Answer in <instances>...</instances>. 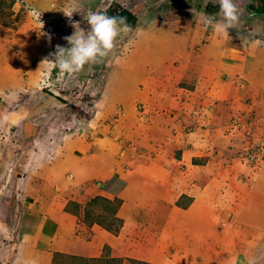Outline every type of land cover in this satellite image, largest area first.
I'll return each instance as SVG.
<instances>
[{"label":"rangeland","instance_id":"1","mask_svg":"<svg viewBox=\"0 0 264 264\" xmlns=\"http://www.w3.org/2000/svg\"><path fill=\"white\" fill-rule=\"evenodd\" d=\"M76 1L77 6L66 1L54 8L55 0H0V264L4 263L1 257L7 264L11 253L19 260L25 259L23 252L19 251L24 249L22 245L18 249L13 244H19L21 233L32 229L37 220L41 222L47 201L58 197L60 201L67 199L64 205L69 206V211L80 206L85 227L94 222L110 237L120 235L123 228V232L131 235L139 229L141 240L152 242V235L158 232L147 220L144 224L123 223L117 213L120 199L96 201L98 196L94 197L91 190L106 187V176H98L103 171L92 172L79 185L64 189L66 177L67 181L74 180V177L71 163H62L61 159L64 154L72 153L87 158L93 152L89 149L90 145L93 147L92 141H97L98 146H103L101 142L105 141L107 148L112 141L120 142L122 138L115 131L118 130L116 122L123 118L126 107L134 111L129 125L132 131L136 130L135 119L139 118V111L147 102L140 99L125 102L124 98L132 92L137 95L139 87L148 90L151 96L155 93L153 89L160 88L155 93L158 99L154 94L149 103H159L162 111L158 114L168 121L165 126L169 124L167 137H162L159 145L152 147L155 153L166 148L172 159L183 157L187 164L191 159L192 164L197 165L206 154H210L207 161L213 165L222 164L229 176L245 167L255 175L264 176V111L260 110L264 106V96L238 99L231 96L239 90L238 84L247 83L242 77L239 81L225 78L232 81L223 93L227 99L214 97L225 81L221 82L217 73L216 76L209 73V81L203 85L200 77L209 65L205 61L184 63L176 60L175 54L181 51V47L175 48L168 32H160L161 25L178 19H195V25L204 19V15L221 20L218 0ZM235 2L248 13V7L252 6L253 18H264L261 15L264 14V0ZM123 9L135 17V23L130 32L117 38L113 51L98 62L85 65L78 73H61L52 54L57 45L70 47L65 37L75 31L65 13L72 12L71 20L79 22L81 29L87 32L90 26L85 17L89 11L109 16ZM32 10L41 14V22L30 14ZM239 27L242 31L243 27ZM192 38L196 40L198 34L193 33ZM125 72L130 76L125 77ZM182 86H188V93L180 92ZM209 90L214 98L207 100L205 106L210 108L200 112L204 95ZM116 94H122L123 98L119 99V95L118 100L113 99ZM171 98L176 102L182 99L181 106L174 104ZM240 104L248 111L237 106ZM211 118L213 124L207 125L205 120ZM147 124L158 125L150 119ZM137 137L136 134H126L124 139L135 142ZM99 138L103 140L98 142ZM184 167L182 165L181 169ZM93 175L97 181L91 178ZM98 181L100 185L97 186ZM177 184L179 188L183 186ZM185 203L186 198L182 197L177 206H185ZM219 211L212 214L203 232L225 235L232 231L225 219L231 213L220 208ZM132 214L131 210L126 211V215ZM47 228L51 229L48 225ZM109 261V264H139L133 260ZM86 264L97 263L90 261Z\"/></svg>","mask_w":264,"mask_h":264},{"label":"crops","instance_id":"2","mask_svg":"<svg viewBox=\"0 0 264 264\" xmlns=\"http://www.w3.org/2000/svg\"><path fill=\"white\" fill-rule=\"evenodd\" d=\"M55 1L52 5L54 8L66 1L78 5L76 0ZM239 9L241 14L238 31H230L227 38H221L211 28L206 29L203 19L198 25H195V19H178L159 27L162 34L168 32L170 39L174 40L172 43L175 48L181 47V51L175 54L176 60L184 63L205 61L209 65L200 77L203 78L200 79L203 85L208 83L210 74L216 76L217 73L219 80L225 81L214 95L219 100L227 99L223 93L232 82L225 78L234 81L246 78L247 83L243 86L238 84L236 87L239 90L231 95L237 99L244 96H264V18H253L252 8H249L250 14L241 7ZM239 26L243 27L244 32L239 30ZM193 33L198 34L196 40L192 38ZM257 40L261 43L256 44ZM124 76L130 75L125 72ZM215 84L218 86V83ZM159 89L157 87L153 91L156 93ZM180 89L183 94L188 93V86ZM148 92L139 87L137 95L132 92L124 98L125 102L139 99L147 102L139 111V118L135 119L138 129L136 127V130H131L129 123L134 111L126 107L123 118L116 122L118 130L115 131L122 138L120 142L112 141V144L108 143L111 147L107 148L105 141L101 142L103 146L92 141L93 147L90 145L89 149L93 152L87 158H80L72 153L64 154L61 159L62 163H71L74 177L69 182L66 177L64 189L79 185L92 172L103 171L98 176H106V187L101 190L98 181L96 185L99 189L91 190L95 193L94 197H102L108 201L120 199L117 213L123 218V223L132 221L144 224L147 220L158 232L152 235V242L144 243L141 240L142 233L137 228L134 235L123 232V228L120 231L122 235L110 237L94 222L90 227H85L82 225L84 212L80 206L69 211V206H65L67 199L60 201L58 197L54 201H47L41 222H33L35 226L32 229L21 233V242L13 244L18 249L22 245L24 249L19 251L23 252L25 259L19 260L11 253L7 264H86L90 261L109 264L110 259H121L123 262L133 260L139 264H249L253 258L256 264H264V176L247 171V167L240 170L242 173L238 171L229 176L228 170L222 169V164L218 162L213 165L207 161L210 154H206L197 165L192 164L191 159L187 164L183 157L172 159L166 148L155 153L152 147L157 146L162 137H167L169 124L165 126L168 121L158 114L162 111L159 103H149L155 93L151 96ZM119 95L116 94L113 99H122L123 95ZM211 95L210 90L204 95L206 97L203 99V106L200 103V112L210 108L205 104L207 100L214 98ZM155 96L158 99L156 94ZM171 100L181 106L182 99L178 102L174 98ZM237 106L245 108L242 104ZM260 110L264 111V106ZM148 119L158 125L149 126ZM207 119V125L213 124V118ZM126 134H136L138 137L132 142L124 139ZM101 140L103 139L99 138L98 142ZM152 151L154 153L150 154ZM182 165L185 166L184 169H181ZM91 178L96 179L95 181L98 179L94 175ZM177 178L179 180L176 182ZM177 183L183 186L179 188ZM182 197L186 198L185 206H177ZM37 207L43 209L38 205ZM218 207L221 211L228 210L231 213L225 219L232 231L225 235L220 232H203L208 227L212 214L220 212ZM128 210L133 212L131 216L126 215ZM1 261L6 264L4 257H1Z\"/></svg>","mask_w":264,"mask_h":264},{"label":"clouds","instance_id":"3","mask_svg":"<svg viewBox=\"0 0 264 264\" xmlns=\"http://www.w3.org/2000/svg\"><path fill=\"white\" fill-rule=\"evenodd\" d=\"M218 15L222 18L216 20L213 16L204 15L203 24L205 28L212 31L221 38L229 37V29H237L240 23V9L235 0H218ZM40 22L41 14L37 10L30 13ZM71 26L75 29L71 36L65 37L70 47L56 46L54 64L61 73L72 75L83 70L85 65L93 64L106 57L115 47L117 38L123 33L131 31L123 17L108 16L103 12L89 11L85 17L90 30L81 29L79 22L72 21V12H66ZM261 41L257 40L256 44ZM44 62L53 63L48 60ZM249 264H256L255 258Z\"/></svg>","mask_w":264,"mask_h":264},{"label":"trees","instance_id":"4","mask_svg":"<svg viewBox=\"0 0 264 264\" xmlns=\"http://www.w3.org/2000/svg\"><path fill=\"white\" fill-rule=\"evenodd\" d=\"M249 8H253V7L249 6ZM256 12H258V11L256 10ZM109 16L123 17L125 19L126 23L130 26L133 25V23H135V17L126 9H123V10L116 12V13L113 12V13L109 14ZM104 200H106V199H104L102 197H96V201H104Z\"/></svg>","mask_w":264,"mask_h":264},{"label":"bare ground","instance_id":"5","mask_svg":"<svg viewBox=\"0 0 264 264\" xmlns=\"http://www.w3.org/2000/svg\"><path fill=\"white\" fill-rule=\"evenodd\" d=\"M184 55V54H183ZM103 163V162H102ZM252 197H254V196H252ZM254 200V199H253Z\"/></svg>","mask_w":264,"mask_h":264}]
</instances>
